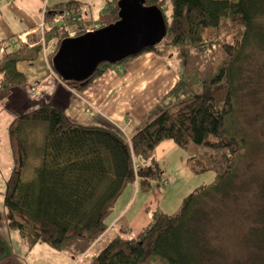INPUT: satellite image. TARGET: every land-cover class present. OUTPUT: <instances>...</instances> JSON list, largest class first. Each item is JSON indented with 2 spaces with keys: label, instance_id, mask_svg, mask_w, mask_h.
Listing matches in <instances>:
<instances>
[{
  "label": "trees",
  "instance_id": "1",
  "mask_svg": "<svg viewBox=\"0 0 264 264\" xmlns=\"http://www.w3.org/2000/svg\"><path fill=\"white\" fill-rule=\"evenodd\" d=\"M119 1H109L102 10L98 20L101 27L119 19ZM143 4L161 9L167 33L160 43L130 58L150 51L173 65L159 45L166 40L165 45L177 51L181 65L180 69L174 67L179 80L166 96L173 97L174 104H157L148 113L144 126L131 137L116 127L72 122L61 107L52 103L14 117L9 125L14 165L6 181L4 204L9 229L18 231L28 249L45 242L74 257L86 252L107 230V218L128 185L137 182L139 189L148 191L153 181L160 180L156 146L164 139H172L184 149L199 146L213 150L212 165L193 168L214 170L215 182L194 188L173 213L157 209L150 225L136 237L128 236L129 229L121 227L91 264H142L149 256H157L168 264H211V215L217 207L218 212L224 213L226 201L236 196L239 189L234 167L244 139L234 135L228 126L237 90L232 83L238 79L235 63L241 59L245 45L264 44V25L260 20L264 16V0H143ZM76 6H80L77 1H68L45 10L46 43L52 39L60 43L67 37L70 25H91L86 16L74 13ZM169 7L170 14L165 13ZM233 26L243 30L241 39L223 45L225 56L214 75L200 76L194 64L196 51L209 46L207 36ZM25 51L21 46L1 54L0 100L27 83L26 75L18 68ZM55 54L53 50L48 55L53 68ZM130 58L117 64L101 63L83 79L64 77L54 70L65 85L83 91L108 67ZM33 123L44 125L46 131L40 161L26 177L28 153L23 133ZM217 198L221 205L215 207ZM262 240L260 244L264 245ZM245 242L247 255L257 253L259 238ZM0 245L3 256L13 253L11 243L1 236Z\"/></svg>",
  "mask_w": 264,
  "mask_h": 264
},
{
  "label": "rangeland",
  "instance_id": "2",
  "mask_svg": "<svg viewBox=\"0 0 264 264\" xmlns=\"http://www.w3.org/2000/svg\"><path fill=\"white\" fill-rule=\"evenodd\" d=\"M13 1L16 0H0V28L4 29L6 25L9 29H13L14 32H17L16 30L28 24V18H21L24 14L19 7L14 9L10 7ZM99 1L101 0H93L95 5L93 7L94 17H96L104 6H99V4H97ZM53 2L54 0H44V2L39 5V1H36L33 5L27 7L29 10L28 12H30L33 17L36 16V18L39 19L40 11H42L46 5L53 4ZM77 8L78 6L74 7L73 11L75 14L80 15V11ZM170 9V7L166 8L165 13L168 12L170 14ZM68 13L67 17H70L71 14L69 10ZM60 19L62 18L60 17ZM260 20L264 25V16H262ZM87 26L88 27H80L77 24L70 25L67 30V37L81 35L87 28L92 29L91 25ZM95 27L100 28V23L98 22ZM82 30L84 31L81 32ZM241 30L242 29L238 28V26H233L224 31L219 30L215 35L214 33L216 32H213V34L206 37V43L209 44V46L202 47L200 51H196L197 54L194 56V64L200 76H204V74L205 76H209L216 73L218 66L221 65L225 56L223 45L225 43L233 44L236 43L237 39H241ZM43 31L44 24L42 22L38 32L40 38ZM44 40L42 39L45 44H48ZM260 40L263 41L261 38ZM165 41L166 40H163L159 46L162 47L163 53H166V56L172 59L173 65L180 69L181 59L177 55V51L171 46L165 45ZM59 45L60 43L56 39V43L49 46L54 48L53 50L57 52ZM263 45L264 44L259 45V42H250L245 45L241 59L235 63V67L238 68V70L236 69L238 71L236 74L238 79L233 80L232 83L236 86L237 90L236 97L233 101V114L229 119L228 126L234 135L236 134L238 138L244 139V143H242L243 145L240 148V155L238 158L236 157L237 161L234 167V178L239 184V189L237 190L236 196H231L228 200L229 202L226 201L228 204L225 207L226 210L224 213L218 212L220 207H217L215 208L216 211L214 214L211 215L210 221L212 222L210 227L213 226V229H209L208 231L211 236L210 244L213 249V253L210 257L211 264H264V245L260 244L263 241L262 239H264ZM130 57L131 56L127 58ZM200 79H202V77H200ZM35 90V87H32L30 94ZM76 91L79 92L78 90ZM9 96L0 100V109L1 104L7 108L8 106L15 108L13 104L9 105L7 100ZM21 103L24 104V99L21 100ZM160 103H162L163 107L172 106L174 104V98L171 96L165 97ZM29 104L30 100L28 101V105ZM43 104L45 103H41L40 105ZM33 109H28L23 113ZM170 109H174V107ZM9 116L10 113L6 111H1L0 113V226L6 223L8 226L4 196L6 181L14 165L11 142L9 139ZM45 131L46 127L44 125L33 123L31 127L23 133L27 143L28 153L26 177L32 174L33 169L40 161ZM122 132L126 135L124 131ZM213 156V150L207 147L190 146L189 149H184L172 139H164L158 143L156 146V160L161 178L160 180L153 181V185L148 191L139 190L137 193L132 192L130 203L123 212H128L127 217L131 222L129 225L131 229L129 236H137L144 227L150 225L153 220V214L157 209L173 213L180 207L182 199L193 191L194 188L196 189L201 185L214 183L216 180V172L214 170L195 171L193 168L195 166L200 169L202 168L201 165H212L211 159ZM167 179L170 180L169 185H167ZM130 187H132V184L128 185L119 196L113 215L121 210V205L129 198ZM138 193L139 195L137 196ZM218 200L217 198L214 205L215 207L218 206V204L221 205V202ZM113 215L111 217H113ZM221 215L222 218H220ZM12 231L18 233L16 230ZM114 232V230H111L108 233L105 242H109V240L112 239L115 234ZM245 234V240L259 238V249L257 253L254 252L247 255L248 245H245L247 244L244 240ZM1 237L6 242L10 243L9 236L8 238ZM23 243L24 242L21 240L15 243V253H23L25 245ZM104 246V243H102L95 248L85 258L83 264H91L94 257ZM11 252L12 251H9L5 254L7 256H3L4 252L0 247V264H10L13 258L12 255L9 254ZM254 261L256 263H253ZM12 262H14V260H12ZM142 264L168 263L157 256H149Z\"/></svg>",
  "mask_w": 264,
  "mask_h": 264
},
{
  "label": "crops",
  "instance_id": "3",
  "mask_svg": "<svg viewBox=\"0 0 264 264\" xmlns=\"http://www.w3.org/2000/svg\"><path fill=\"white\" fill-rule=\"evenodd\" d=\"M36 1H39V5L44 2V0H16L10 4L13 9L19 7L22 10L24 14L22 19L28 18L26 26L16 30L17 32L9 29L6 25L4 29L0 28V56L4 51H14L24 46L26 48L24 59L18 63V68L27 77V83L15 87L7 99L9 105L13 104L15 108L10 106L7 108L1 104L0 113L1 111L10 113L8 118L10 125L14 117L24 111L33 109L41 103H52L61 107L72 122L90 126L116 127L131 137L144 126L148 113L167 96L178 81L174 65L165 57L154 52H143L122 64L108 67L87 88L77 92L61 81L49 60L48 55L54 49L49 45L55 44L56 39L45 44L42 41V39L44 40L43 33L41 38L39 37V26L42 22L44 24V12L49 7L68 1H77L80 4L77 8L80 15L86 16L91 22V26L94 27L92 29H96L95 26L99 22L102 10L112 0H101L97 3L99 6H104L96 17L93 12L95 6L93 0H54L53 4L46 5L40 11L39 19L36 16L33 17L27 8ZM92 29L89 28V30ZM32 87H35L36 90L30 94ZM22 99H24V104L26 101L25 105L21 103ZM29 100L30 104L28 105ZM139 190L141 189L138 188L137 182L132 184L129 198L121 205V210L115 215H113V210L107 218L109 225L107 230L86 252L77 257L68 252L54 249L45 242H38L31 249L24 245L23 253L17 254L14 252V245L18 240L23 242L19 233L11 231L7 223L0 226V235L4 238L9 236L13 249L11 255L14 262L11 260L10 264H83L85 258L95 248L102 243L104 245L108 243V241L105 242V238L111 230L115 231L114 237L120 232L121 227H126L129 229V236L131 222L127 217L128 212H123L130 203L132 192L137 193ZM112 215L113 217H111Z\"/></svg>",
  "mask_w": 264,
  "mask_h": 264
},
{
  "label": "water",
  "instance_id": "4",
  "mask_svg": "<svg viewBox=\"0 0 264 264\" xmlns=\"http://www.w3.org/2000/svg\"><path fill=\"white\" fill-rule=\"evenodd\" d=\"M119 7L117 21L60 42L53 59L59 74L83 79L101 63L117 64L165 37V17L156 5L145 6L143 0H120Z\"/></svg>",
  "mask_w": 264,
  "mask_h": 264
},
{
  "label": "built area",
  "instance_id": "5",
  "mask_svg": "<svg viewBox=\"0 0 264 264\" xmlns=\"http://www.w3.org/2000/svg\"><path fill=\"white\" fill-rule=\"evenodd\" d=\"M34 92V91H33ZM170 184V180L169 179H167V185H169Z\"/></svg>",
  "mask_w": 264,
  "mask_h": 264
},
{
  "label": "clouds",
  "instance_id": "6",
  "mask_svg": "<svg viewBox=\"0 0 264 264\" xmlns=\"http://www.w3.org/2000/svg\"><path fill=\"white\" fill-rule=\"evenodd\" d=\"M89 31V30H88Z\"/></svg>",
  "mask_w": 264,
  "mask_h": 264
}]
</instances>
